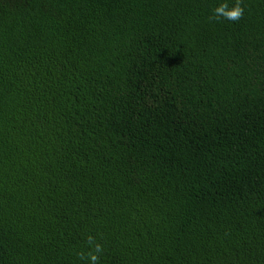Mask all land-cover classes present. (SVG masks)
<instances>
[{
  "label": "trees",
  "instance_id": "trees-1",
  "mask_svg": "<svg viewBox=\"0 0 264 264\" xmlns=\"http://www.w3.org/2000/svg\"><path fill=\"white\" fill-rule=\"evenodd\" d=\"M0 0V264H264V0Z\"/></svg>",
  "mask_w": 264,
  "mask_h": 264
},
{
  "label": "clouds",
  "instance_id": "clouds-1",
  "mask_svg": "<svg viewBox=\"0 0 264 264\" xmlns=\"http://www.w3.org/2000/svg\"><path fill=\"white\" fill-rule=\"evenodd\" d=\"M244 14L242 0H217L211 7L209 21H238ZM87 251L76 253L77 259L84 264H98L99 258L103 255V247L91 235L86 237Z\"/></svg>",
  "mask_w": 264,
  "mask_h": 264
}]
</instances>
